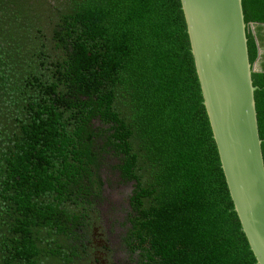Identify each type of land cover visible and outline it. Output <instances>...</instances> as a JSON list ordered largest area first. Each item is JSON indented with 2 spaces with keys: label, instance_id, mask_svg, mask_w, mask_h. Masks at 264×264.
Masks as SVG:
<instances>
[{
  "label": "trees",
  "instance_id": "obj_1",
  "mask_svg": "<svg viewBox=\"0 0 264 264\" xmlns=\"http://www.w3.org/2000/svg\"><path fill=\"white\" fill-rule=\"evenodd\" d=\"M242 7L255 70L264 0ZM254 84L264 157V72ZM107 166L133 185L140 264H258L182 1L0 0V264H83Z\"/></svg>",
  "mask_w": 264,
  "mask_h": 264
},
{
  "label": "water",
  "instance_id": "obj_2",
  "mask_svg": "<svg viewBox=\"0 0 264 264\" xmlns=\"http://www.w3.org/2000/svg\"><path fill=\"white\" fill-rule=\"evenodd\" d=\"M204 106L230 196L264 264V157L242 0H181Z\"/></svg>",
  "mask_w": 264,
  "mask_h": 264
},
{
  "label": "flooded vegetation",
  "instance_id": "obj_3",
  "mask_svg": "<svg viewBox=\"0 0 264 264\" xmlns=\"http://www.w3.org/2000/svg\"><path fill=\"white\" fill-rule=\"evenodd\" d=\"M117 178H119V172L116 171ZM106 187L108 186V181L104 175ZM121 182L120 185L123 187H127L126 185H131L133 191L132 183H125L119 178ZM130 196H128L129 204L126 206L128 208V212L126 213V217H124V221H118L115 223V220L110 221V217L115 215H108L102 211L100 225L96 227L95 233L93 235L86 236L88 240H82L83 247H86L87 253L85 255H80L78 257V263L83 264H140V260L142 259V254L136 252L133 248L130 247L128 242V233L129 229H131V212L132 208L130 205ZM105 198V191H104ZM106 199H104L100 209L107 210V206H103ZM118 204V203H117ZM123 204V202H122ZM121 206V205H120ZM122 210V206L120 207ZM113 212H118L116 208H114ZM110 216V217H109ZM121 216L120 214L118 215ZM112 226H115V229L112 232Z\"/></svg>",
  "mask_w": 264,
  "mask_h": 264
},
{
  "label": "rangeland",
  "instance_id": "obj_4",
  "mask_svg": "<svg viewBox=\"0 0 264 264\" xmlns=\"http://www.w3.org/2000/svg\"><path fill=\"white\" fill-rule=\"evenodd\" d=\"M254 27V26H253ZM258 69V66H256V70ZM118 159H116V156L114 157H110L109 159V164L110 165H117L118 164ZM104 175L108 181V186L106 187L105 190V203L103 204V206H107V210H102L103 213L105 214V216L108 217V215H115L113 217H110V221L115 220V223L120 221H124V217H126V213L128 212V196L132 194L131 190L132 187L131 185H126L127 187H123L120 185V181L119 178H117V173L115 171V169L113 167L107 166L105 168L104 171ZM123 202V204H122ZM118 203V204H117ZM123 207L121 210V206ZM127 206V207H126ZM114 208H116V210L118 212H113ZM121 215L120 217L118 215ZM112 232L115 229V226H112ZM77 258V257H76Z\"/></svg>",
  "mask_w": 264,
  "mask_h": 264
},
{
  "label": "crops",
  "instance_id": "obj_5",
  "mask_svg": "<svg viewBox=\"0 0 264 264\" xmlns=\"http://www.w3.org/2000/svg\"><path fill=\"white\" fill-rule=\"evenodd\" d=\"M253 29L255 30V32L257 31V25H253ZM261 35H262V40L259 41V45H260V54H259V61L257 63L256 66H258V69L255 70L256 72H264V29L261 31Z\"/></svg>",
  "mask_w": 264,
  "mask_h": 264
}]
</instances>
